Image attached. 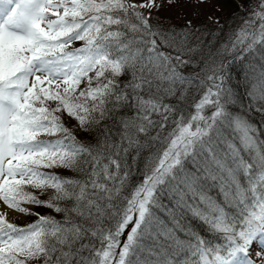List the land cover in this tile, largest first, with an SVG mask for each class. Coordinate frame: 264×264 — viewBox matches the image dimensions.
Listing matches in <instances>:
<instances>
[{"label":"snow or ice","instance_id":"1","mask_svg":"<svg viewBox=\"0 0 264 264\" xmlns=\"http://www.w3.org/2000/svg\"><path fill=\"white\" fill-rule=\"evenodd\" d=\"M160 7L0 0V264H255L256 245L264 264V137L231 110L228 86L244 61L256 75L250 95L264 101V0H240L247 16L215 49L191 20L154 27ZM189 66L198 71L185 75ZM61 114L96 131V143L78 141ZM153 147L125 195L130 151L135 164ZM52 168L82 179L41 171ZM25 185L54 194L44 201ZM8 210L38 219L19 227ZM193 221L222 236L205 239Z\"/></svg>","mask_w":264,"mask_h":264},{"label":"trees","instance_id":"2","mask_svg":"<svg viewBox=\"0 0 264 264\" xmlns=\"http://www.w3.org/2000/svg\"><path fill=\"white\" fill-rule=\"evenodd\" d=\"M247 16L246 12H242L234 2L231 0H227L225 4L221 7L220 10L214 11L211 19L209 21H195L193 22V26L200 29V32L203 33L204 43L208 45L209 41H211L210 47L215 49L217 45L223 40L226 39L227 34L233 30L237 29L242 23L243 18ZM151 23L153 26L163 25L165 28H171V27H181L185 23H176L172 24L169 23V21L166 20H157L155 18H151ZM221 25H223L222 31H217V29L221 28ZM83 41L80 42H74L72 45L73 48L76 47H82ZM239 54V49L237 52L232 53L231 55L227 56L226 59L231 60L234 56ZM250 59L249 56L245 57V61H248ZM257 64L258 61H254ZM181 71L185 75H191L195 71H198V69H195L191 66L182 68ZM89 75H94V73H89ZM256 83V75L247 71V64L244 61H236L233 65H231V70L229 73V80H228V86L231 89V93L233 96V103L230 105L231 110L237 114L245 116L253 125H255L256 129L258 130L261 137H264V111H257L256 109L259 107L261 109H264V101L253 99L250 95L251 92H253V85ZM81 87H84L82 84ZM194 93H190L187 96V101L185 103H191L193 100ZM167 103H176L175 97H168L166 98ZM120 115H126L131 116L132 111L130 109H122L119 113ZM61 118L65 126L70 128L73 133L76 135L77 140L85 143V144H95L96 143V137L97 133L96 131L91 132H84L79 129L78 122L75 119H72L68 117L66 114H61ZM154 118H156L154 116ZM112 121L105 120L101 122V125L104 124H111ZM172 126L168 125L164 131L167 132L170 130ZM153 130V133L154 134ZM57 137L55 136H46L42 135L40 139L42 140H54ZM155 148H145L142 150L139 154V156L136 157L135 164H133L132 157L136 155L135 151H130L128 155V163L132 165L133 175L130 179L128 189L125 190L124 194L127 195L131 188L138 184L142 178V170L144 167V162L146 160V157L150 152H154ZM41 171H44L48 174H55L59 175L61 177L66 178H73V179H82V174L78 173L74 170H69L65 168H52V169H41ZM26 191L32 192V194L36 195L41 200H48L53 194V189H45L43 191L39 189H34L29 185H25ZM62 206H71L70 202H61ZM31 212H38L41 215H49L56 219L57 221H62L64 219L63 213H56L54 210L43 207V206H34L33 209H31ZM38 217L33 214H28L26 222L24 223H15L19 227H25L30 223H34ZM193 226L197 229V231L207 240H210L212 242H217V238L222 236V234L217 233L215 235H212L209 233V231L204 227V225L197 223L196 221H193ZM86 242V241H85ZM257 263L261 264V261L258 260ZM30 264H38V262L33 261L30 262Z\"/></svg>","mask_w":264,"mask_h":264},{"label":"rangeland","instance_id":"3","mask_svg":"<svg viewBox=\"0 0 264 264\" xmlns=\"http://www.w3.org/2000/svg\"><path fill=\"white\" fill-rule=\"evenodd\" d=\"M226 1L227 0H204V3H198L197 0H177L175 4L168 5L166 0H157L161 7L159 11L152 9V18L157 20H166L172 24L185 23L188 20H191L192 23L200 20L209 21L214 11L220 10ZM231 1L238 7L240 0ZM130 2L140 4L145 2V0H130ZM141 11L146 13L147 9H142ZM23 206L29 207L30 210L34 208L32 205ZM4 207L5 206H3L2 202H0V210ZM9 211L14 212L13 210ZM9 219L12 223H24L26 222L27 215L14 212L13 215H9ZM256 251H260V247L258 245L254 246L252 250V259L255 261V264H260L257 263L259 259L255 256Z\"/></svg>","mask_w":264,"mask_h":264},{"label":"bare ground","instance_id":"4","mask_svg":"<svg viewBox=\"0 0 264 264\" xmlns=\"http://www.w3.org/2000/svg\"><path fill=\"white\" fill-rule=\"evenodd\" d=\"M9 211V210H8ZM14 214V212H12V211H9V215H13Z\"/></svg>","mask_w":264,"mask_h":264}]
</instances>
